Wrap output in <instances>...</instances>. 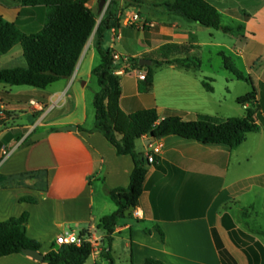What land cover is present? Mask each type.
<instances>
[{"label":"crops","instance_id":"crops-1","mask_svg":"<svg viewBox=\"0 0 264 264\" xmlns=\"http://www.w3.org/2000/svg\"><path fill=\"white\" fill-rule=\"evenodd\" d=\"M165 1L118 0L119 25L106 33L105 45L114 54L122 55L120 62L124 66L128 57L147 58L145 55L168 42L183 44L191 40L194 32L179 19L183 16L167 10ZM207 1L218 9L221 17L241 22L255 20L263 12L260 8L250 14L234 0ZM100 3L101 0L88 2L92 9L98 5L99 22L110 0L102 8ZM135 13L141 19L137 27H132L128 19ZM0 14L16 22L22 30L32 32L43 27L46 8L26 7L18 0H0ZM248 31L255 35L256 26ZM193 37L195 55L201 43ZM3 55L8 56L6 63H11L23 55V48L17 44ZM97 56L100 59L94 32L74 74L62 79L64 83L56 89H47L53 83L45 89L33 87L13 92L8 89L11 84L0 83V222L28 211L27 234L42 243L40 251L44 254L52 250L58 235L67 232L87 231L88 238L102 250L106 245V231L100 227L101 218L117 209L108 190L127 187L135 166L133 157L118 154L101 132L79 129L93 127L86 124L85 105L82 118H69L71 112L67 113L79 105V95H85L82 91L71 96L70 91L81 77H87L83 85L88 84L98 65ZM26 64V60L23 65L5 64L0 70ZM162 67L159 72L155 71L154 86L148 93L139 90V73H147V67L134 66L132 71L123 74L117 71L122 92L119 103L124 112L156 107L163 116L166 109H173L184 112L189 120L200 114H212L214 86L207 76L198 74L199 69L169 64ZM204 80L213 87L212 91L204 86ZM256 90L263 108V90ZM57 108L66 111L60 118L52 116ZM23 120L27 122L17 123ZM258 122L261 130L249 133L236 148L178 135L157 139L147 147L145 140L149 136L141 138V151L147 153L158 144L161 150L155 154L144 181V191L136 208L140 215L133 213L132 217L122 219L112 234L111 254L115 264L143 263L149 257L165 264H250L245 251L233 240L228 225L234 224L236 229L264 246V229L240 215L255 210L256 199L250 198L246 207L245 197L252 192L264 197V124L261 120ZM72 124L78 129H61ZM43 131L48 133L45 137L32 140V135ZM255 178L259 180L250 182ZM213 229L235 262L222 260ZM99 258L102 255L92 253L91 263L88 260L86 264H95ZM0 264L46 263L25 253H14L0 257Z\"/></svg>","mask_w":264,"mask_h":264},{"label":"trees","instance_id":"trees-1","mask_svg":"<svg viewBox=\"0 0 264 264\" xmlns=\"http://www.w3.org/2000/svg\"><path fill=\"white\" fill-rule=\"evenodd\" d=\"M23 6L46 8L45 23L36 31L26 32L16 22L6 19L0 14V53H8L14 46L20 44L26 66L8 67L0 70V83L11 85H27L45 89L49 85L71 77L80 61L82 53L95 32L96 47L100 55V63L93 69L99 83V90L94 95L96 109L95 126L79 129L88 132H101L116 147L120 155H131L134 159V169L130 184L127 187H116L108 190L117 209L101 218L100 227L104 228L106 245L101 250L102 258L107 264H115L111 254L112 234L116 226L124 218L133 216L144 191V181L149 172L151 162L147 153L137 148V142L145 136L153 135L157 139L169 135H178L188 140H196L206 144H227L231 148L240 146L247 135L261 130L260 108L257 99V90L239 96L237 101L250 104L246 107L244 116L220 118L217 116L200 114L196 119L189 120L184 112L166 109L160 116L156 107L139 109L127 114L120 107L121 81L116 75L115 54L105 45L106 33L114 26L119 25L117 17L118 0H110L109 7L98 21L97 13L89 7V0H18ZM164 5L171 13L179 14L200 24L233 33L234 27L224 24L218 9L207 0H167ZM21 13V12H20ZM242 29L240 25L238 27ZM196 41L192 36L188 43L168 42L153 53L145 55L158 66L174 65L188 69H200L201 59L192 55ZM225 66L239 80L249 81L230 57L224 56ZM135 62V67H147L144 79H140L141 93L151 92L154 86L155 71L152 66L140 64V58L129 59ZM204 86L212 91L213 87L204 80ZM259 179L255 178L250 182ZM130 212V213H129ZM129 213V214H128ZM30 213L25 211L20 216H11L0 222V257L14 253H24L27 248L41 250L42 243L32 239L27 234ZM230 234L235 243L247 254L250 264H264V246L255 241L250 235L236 229L234 224L228 225ZM164 237V232L158 226ZM148 232H151L150 230ZM216 245L224 263L228 259H235L225 248L216 229H213ZM84 238L78 245L56 244L52 250L45 253L46 264H86L93 253V243L88 238L87 231L80 234ZM132 264H165L162 260L149 257L143 263Z\"/></svg>","mask_w":264,"mask_h":264},{"label":"rangeland","instance_id":"rangeland-1","mask_svg":"<svg viewBox=\"0 0 264 264\" xmlns=\"http://www.w3.org/2000/svg\"><path fill=\"white\" fill-rule=\"evenodd\" d=\"M234 2L235 4H238L241 9L251 12L250 14H253L254 10H258L260 8H262L260 11L263 12L260 13V15L255 20L247 21L246 19L243 22L222 16L221 20L224 24L234 27L233 33H227L223 30L207 27L200 24L199 22L187 20L183 17L179 18L185 23L186 26L189 27L190 30L194 32L192 36L197 37L201 43V45L198 47V54H195L202 61V67L199 69V71H197V73L207 76L209 78L208 81L214 86V92L212 95L215 99V105L212 109V114L210 115L220 118L244 116L246 114L245 106L237 101L239 96L245 95L254 88H259L260 90L262 89L264 94V0H234ZM97 6V4L94 6L96 12H98ZM240 23H242L247 31L243 28H238ZM253 25L256 26L255 35L248 31L251 30ZM131 26L137 27L138 24ZM192 55H194V53H192ZM224 56L230 57L235 66L240 71H242L246 77H249L250 80L245 81L237 79L234 74L226 68ZM7 57L8 56H4L2 53H0V66H5V64H25V58L23 55L17 57L11 63H6L8 60ZM121 58L122 55H120V58H115L116 62L119 61V63H116L117 70L115 71L116 75L118 76H120V74L119 72L117 73V71L122 70L123 67H125V71H123L121 74L132 71V68L135 66V62L129 59H134L137 57H128V59L125 60V66L120 62ZM95 62L96 64H99V56H97ZM151 66L156 72H159L163 68L162 66H158L155 63H152ZM86 80L87 77L85 76L78 79L74 85V88L70 91L71 96L74 95V92L80 93L82 91H85V95L83 97L79 95V105L67 113L71 112L69 118H82L85 105L88 116L86 124L92 125L94 127L96 121L94 95L99 90L100 86L95 75L88 81L87 85H83ZM63 83L64 82H62L61 79V82L57 81L47 89L52 91ZM8 87L9 91L12 89L13 92L33 89L32 86L27 85H8ZM262 102L264 105V100H262ZM259 107L260 108L257 110L259 115L264 114V107ZM64 112L66 113V111H62L60 108H57L52 113V116L55 118H60ZM25 122L27 121L23 120L17 123L22 124ZM11 123H14V121H11ZM141 147L142 143L138 140V150L141 151ZM250 198L256 199L255 210L246 212L248 211V209H246L245 212L247 215H243V212L240 213V215L244 220H250L259 228L264 229V197H262L261 194L256 195V192H252L250 196L244 198L243 202L245 204L250 202ZM246 207H248L247 204ZM250 213L252 214L251 217L248 216ZM262 240L264 241V236L262 237ZM89 263H91V260H89Z\"/></svg>","mask_w":264,"mask_h":264},{"label":"built area","instance_id":"built-area-1","mask_svg":"<svg viewBox=\"0 0 264 264\" xmlns=\"http://www.w3.org/2000/svg\"><path fill=\"white\" fill-rule=\"evenodd\" d=\"M141 17L139 13H135L133 14L129 19H128V23L130 25H137L138 22L140 21ZM115 58H120V55L115 54ZM121 72H123V70H121ZM146 76V73L144 72H140L139 73V78L140 79H144ZM248 107V105H245V108ZM150 145H153L152 143ZM161 150V145H156V146H152V149L149 150L147 152V156L149 159V162H154L155 161V154L160 152ZM6 155L9 154V152L5 153ZM134 214L139 216V210H135ZM84 241V238L82 236H80V234L74 233V232H67L64 234H60L57 236L56 238V242L58 244H71V245H78L80 246ZM94 249H93V255H101V249L99 248V244L97 242H92ZM95 264H106L103 258H99Z\"/></svg>","mask_w":264,"mask_h":264},{"label":"water","instance_id":"water-1","mask_svg":"<svg viewBox=\"0 0 264 264\" xmlns=\"http://www.w3.org/2000/svg\"><path fill=\"white\" fill-rule=\"evenodd\" d=\"M106 0H101V3H100V7L102 8L103 5H104V2ZM140 64L141 65H151L152 64V60L151 59H148V58H140ZM62 130H77L78 129V126L77 125H67V126H63L61 127ZM48 133L46 131H43V132H40V133H35L34 135H32V140L33 141H36V140H39L43 137H45ZM157 138L154 137L153 135H150L146 140H145V145L148 147L152 142L156 141ZM130 213V212H129ZM128 213V214H129ZM24 253L36 260H39V261H44V258H45V255L43 252H41L40 250H35V249H30V248H27L24 250Z\"/></svg>","mask_w":264,"mask_h":264}]
</instances>
